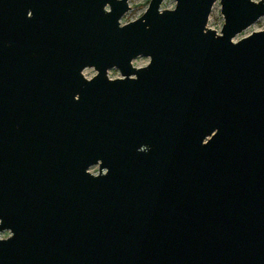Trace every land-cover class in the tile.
Here are the masks:
<instances>
[{"label": "water", "instance_id": "95a60500", "mask_svg": "<svg viewBox=\"0 0 264 264\" xmlns=\"http://www.w3.org/2000/svg\"><path fill=\"white\" fill-rule=\"evenodd\" d=\"M162 1L0 0V264H264V0Z\"/></svg>", "mask_w": 264, "mask_h": 264}, {"label": "rangeland", "instance_id": "374dc122", "mask_svg": "<svg viewBox=\"0 0 264 264\" xmlns=\"http://www.w3.org/2000/svg\"><path fill=\"white\" fill-rule=\"evenodd\" d=\"M253 1H259V0H253ZM148 2L149 0H128V4L131 8L128 11H126V13L121 17L120 19L121 24L127 23L141 16L146 10L148 6ZM174 5H175L174 0H163L160 9H171L174 7ZM223 21L224 19L220 12V3L217 0L212 6L206 26L216 30V32L219 33ZM263 28H264V15H262L259 19L254 21L250 26L242 30L240 33H238L234 37V40H238L242 37L249 35L253 31H258ZM148 61L149 58L146 56H137L132 60V65L135 67H142L145 66L148 63ZM82 73L86 78H91L93 75L96 74V71L92 67H90L84 69ZM107 75L109 78L120 77L119 71L116 68L109 69ZM89 171L91 173L96 174L98 172V165L91 166L89 168ZM9 234L10 232L8 230L0 231V238H6L9 236Z\"/></svg>", "mask_w": 264, "mask_h": 264}]
</instances>
